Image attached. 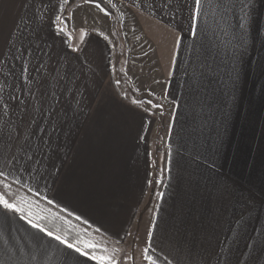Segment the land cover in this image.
Here are the masks:
<instances>
[{"label": "crops", "instance_id": "obj_1", "mask_svg": "<svg viewBox=\"0 0 264 264\" xmlns=\"http://www.w3.org/2000/svg\"><path fill=\"white\" fill-rule=\"evenodd\" d=\"M106 1L151 38L154 55L132 59L127 85L99 2L0 0V138H42L32 175L14 185L112 246L82 255L0 207V264H146L149 244L157 264H264V0L205 4L200 36L220 31V77L198 61L191 0L182 12L175 0ZM217 2L226 14L208 28ZM58 14L63 33L49 23Z\"/></svg>", "mask_w": 264, "mask_h": 264}, {"label": "snow or ice", "instance_id": "obj_2", "mask_svg": "<svg viewBox=\"0 0 264 264\" xmlns=\"http://www.w3.org/2000/svg\"><path fill=\"white\" fill-rule=\"evenodd\" d=\"M86 3H93L94 0H85ZM110 2V0H109ZM68 3V0H60V4L57 7V11L60 10L65 4ZM175 3L178 5L176 9L177 12H182L184 8V3L181 0H175ZM205 4H208L211 7V0H191V7L188 9V20H189V31L192 36H196L203 31L200 26V17L205 15ZM166 7H173V0H166ZM96 7H100L99 3L96 4ZM103 11V9H101ZM225 12L221 11V6L219 2H217V7L215 9V13L213 16V22L218 23L216 17L218 16L220 20H223L225 16ZM182 18V17H181ZM68 18L63 17L62 15H56L53 19L49 20V23L52 27H54L57 33H63L66 27V20ZM179 23V22H178ZM61 25H64L62 27ZM28 51V49H25ZM5 53L0 51V56H4ZM13 59L21 61V76H23L24 72H28L29 69L27 67V61L24 60L23 52L18 56H14ZM27 84L31 85L33 80L28 78L26 80ZM119 83V81H117ZM26 91L28 94H31V88H27ZM15 95L12 96V99H15ZM151 103V101H149ZM6 106V105H5ZM34 133H29L28 136H25L23 131H17L15 135L9 133V137L7 140H3L0 138V207L7 211H11L14 213H18L21 215V218L25 219L28 224H30L33 228L39 230L42 233H45L47 236L52 237L56 241H59L61 244L66 245L68 248H73L76 252L88 256L89 249H95V244L83 243H72L69 242L62 235L56 234L47 228H45L40 222L39 219L33 220L30 218L31 213L25 215V206L23 202L13 200L10 196L9 192L11 187L14 184H19L22 180V175L27 173L29 176L32 175L31 164L36 155L37 151H41V137L36 138V142L33 143L31 137ZM47 143V141H44ZM39 162L37 161V164ZM148 237L151 239L152 230L149 229ZM19 250H17L18 252ZM143 260L146 261V264H157L160 259L159 256L155 253L149 254L152 252V246L149 244L144 248ZM5 256L8 259L13 258V253L9 250H5ZM91 259L96 260L98 264H119L114 255H95L92 254L90 256ZM35 259V258H33ZM130 259V257H128ZM164 264H169L167 257L164 258Z\"/></svg>", "mask_w": 264, "mask_h": 264}, {"label": "rangeland", "instance_id": "obj_3", "mask_svg": "<svg viewBox=\"0 0 264 264\" xmlns=\"http://www.w3.org/2000/svg\"><path fill=\"white\" fill-rule=\"evenodd\" d=\"M101 1H104V3H105V6L103 8H105L106 11H108V13L112 15L111 5H109L106 0H101ZM120 8H121V10L125 11V6H120ZM121 18H123V19H120L119 17L116 18L114 15H112L113 24L115 26V32H117L116 33L117 34L116 42L118 43V45H120V48H119V52H120L119 53V60H120L119 74L117 77L119 78L118 79L119 81L125 82L127 85V81L130 79V78H128L130 73L132 72V70L133 71L136 70V68L126 69L125 67H128L133 63V61H132L133 58L136 57L137 59H140L142 56L143 57H149L153 53L150 52L151 48L147 46V40H149L151 43V38L142 37V35L140 34V28H141L140 27V24H141L140 21L126 20V19H124V15ZM210 25H213L217 29H219V22L218 23L208 22V28ZM209 32L210 31L208 29V34H209ZM211 32H210L211 35H208L206 37L200 36L201 33L196 35L195 38L197 40V42H196L197 44L195 46L197 47L196 50H197V55H198V61L200 62V61L208 60V76L212 75L215 77H220V75H221L220 71L221 70L219 68V66H220L219 63H220V58H221V51L220 50L222 49V36L220 35L219 30L218 31L214 30L213 33H211ZM213 34H215V35H213ZM200 41H203V43L201 44ZM142 43H143V45H142ZM215 61H217V63H218V68H216V69L210 68V66L213 65ZM145 63L146 62H144V64ZM127 70H128V74H127ZM137 94L139 95V93H137ZM150 99L155 104L162 103V101L158 102L157 99H154V97L150 96ZM0 190H2V189H0ZM9 194L13 200L23 202V204L25 206V212L27 214L31 213V215H33L31 210L28 208V205L33 204V203H31L32 199L25 191H23L22 189L13 185L10 189ZM81 243L82 244L83 243L95 244L96 248L99 246L105 247L107 249L112 248V246L110 245L109 242H106L105 240L100 239L96 235V233H93V232H88L85 235V237L82 239ZM96 248L94 250H96ZM114 251H116V249ZM114 253L117 254L118 252H114Z\"/></svg>", "mask_w": 264, "mask_h": 264}, {"label": "trees", "instance_id": "obj_4", "mask_svg": "<svg viewBox=\"0 0 264 264\" xmlns=\"http://www.w3.org/2000/svg\"><path fill=\"white\" fill-rule=\"evenodd\" d=\"M104 7L105 3L101 0H95ZM15 186V185H14ZM17 187V186H16ZM21 189V188H20ZM31 197L32 205H28V208L31 210L32 214L31 219L37 220L48 230L62 235L69 242L72 243H81L82 239L88 232L97 233L89 226L82 223L77 218L71 216L70 214L64 212L63 210L55 207L49 202L41 199L40 197L22 189ZM25 215L27 213L25 212ZM92 251V249H89Z\"/></svg>", "mask_w": 264, "mask_h": 264}]
</instances>
